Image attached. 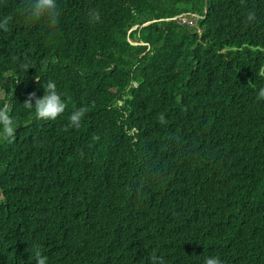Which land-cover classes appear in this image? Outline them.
<instances>
[{
  "label": "trees",
  "instance_id": "1",
  "mask_svg": "<svg viewBox=\"0 0 264 264\" xmlns=\"http://www.w3.org/2000/svg\"><path fill=\"white\" fill-rule=\"evenodd\" d=\"M28 2L0 0V264H264V0ZM38 61L52 120L23 105Z\"/></svg>",
  "mask_w": 264,
  "mask_h": 264
},
{
  "label": "clouds",
  "instance_id": "2",
  "mask_svg": "<svg viewBox=\"0 0 264 264\" xmlns=\"http://www.w3.org/2000/svg\"><path fill=\"white\" fill-rule=\"evenodd\" d=\"M59 13L57 11L56 0H29L27 5V18L29 20H38L42 17L47 19V23L50 26H55L57 23V17ZM89 22H96L100 19L99 13L95 10L89 11ZM194 18L188 20L185 15H179L175 17L179 23L192 26ZM254 14L249 12L247 19L249 21L254 20ZM154 22V20L152 21ZM151 22V23H152ZM145 24V23H143ZM146 24H150L146 22ZM143 26V25H142ZM6 28V20L0 21V29ZM131 29H134L131 28ZM140 45V43H132ZM54 66L46 61H38L36 71L32 74L33 81L36 83H45L38 90L27 94L23 105L30 108L35 118L52 120L61 114L65 109V103L61 98V94L56 89V84L53 81ZM256 75L264 79V66H259L256 70ZM257 99L264 100V84H262L256 91ZM83 115V109L77 108L72 111L68 116V126L78 124L81 116ZM14 133L13 121L9 114L8 106L5 104L0 106V138H10ZM32 255L34 257V264H48V257L43 255L40 251L39 244H32ZM152 264H163V260L157 256L151 257ZM203 264H223V261L217 256H208L203 260Z\"/></svg>",
  "mask_w": 264,
  "mask_h": 264
},
{
  "label": "water",
  "instance_id": "3",
  "mask_svg": "<svg viewBox=\"0 0 264 264\" xmlns=\"http://www.w3.org/2000/svg\"><path fill=\"white\" fill-rule=\"evenodd\" d=\"M152 21H150L149 23H151ZM143 25H146V23L145 24H143Z\"/></svg>",
  "mask_w": 264,
  "mask_h": 264
}]
</instances>
